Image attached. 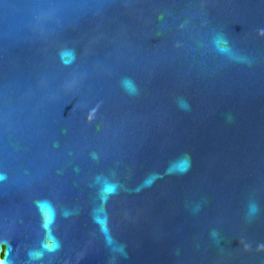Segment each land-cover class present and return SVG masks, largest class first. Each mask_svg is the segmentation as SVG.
<instances>
[{
  "label": "water",
  "instance_id": "95a60500",
  "mask_svg": "<svg viewBox=\"0 0 264 264\" xmlns=\"http://www.w3.org/2000/svg\"><path fill=\"white\" fill-rule=\"evenodd\" d=\"M0 264H264V0H0Z\"/></svg>",
  "mask_w": 264,
  "mask_h": 264
}]
</instances>
